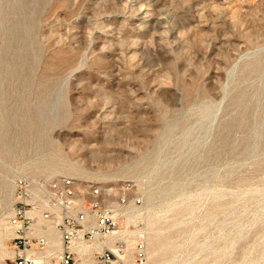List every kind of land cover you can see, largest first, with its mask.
I'll use <instances>...</instances> for the list:
<instances>
[{
	"label": "rangeland",
	"instance_id": "obj_1",
	"mask_svg": "<svg viewBox=\"0 0 264 264\" xmlns=\"http://www.w3.org/2000/svg\"><path fill=\"white\" fill-rule=\"evenodd\" d=\"M17 171L125 185L148 264H264V0H0Z\"/></svg>",
	"mask_w": 264,
	"mask_h": 264
},
{
	"label": "built area",
	"instance_id": "obj_2",
	"mask_svg": "<svg viewBox=\"0 0 264 264\" xmlns=\"http://www.w3.org/2000/svg\"><path fill=\"white\" fill-rule=\"evenodd\" d=\"M138 202L125 185L17 171L0 187L8 264H148L145 240L121 234Z\"/></svg>",
	"mask_w": 264,
	"mask_h": 264
},
{
	"label": "bare ground",
	"instance_id": "obj_3",
	"mask_svg": "<svg viewBox=\"0 0 264 264\" xmlns=\"http://www.w3.org/2000/svg\"><path fill=\"white\" fill-rule=\"evenodd\" d=\"M126 232H127V231L125 230V231H123L121 234H122V235H124V234H126ZM2 239H3V241H4V244H3V245H4V247H6V248H7V242H6V238H4V237H3ZM82 245H83V246H86V244H85V243H82Z\"/></svg>",
	"mask_w": 264,
	"mask_h": 264
}]
</instances>
